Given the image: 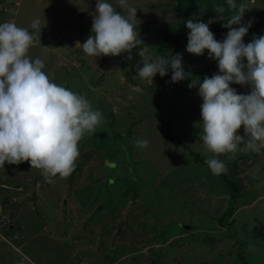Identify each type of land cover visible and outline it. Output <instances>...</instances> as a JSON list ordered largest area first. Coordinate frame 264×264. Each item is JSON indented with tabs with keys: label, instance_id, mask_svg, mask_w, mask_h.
Returning a JSON list of instances; mask_svg holds the SVG:
<instances>
[{
	"label": "rangeland",
	"instance_id": "1",
	"mask_svg": "<svg viewBox=\"0 0 264 264\" xmlns=\"http://www.w3.org/2000/svg\"><path fill=\"white\" fill-rule=\"evenodd\" d=\"M176 1L190 9L199 0H127L125 7H121L119 0H108L125 17L128 16L127 7L137 8L131 22L153 57L159 52L154 46L156 41L181 23L164 26L162 32L156 29L166 20L161 15L169 14L168 9L164 12L166 4L170 3L171 11ZM244 1L251 9L253 7L251 11L247 6L244 15L245 21L253 19L244 37L248 43L254 36L264 34V18L258 15L262 10L259 0ZM4 4H0V8L7 12L0 16V23L12 20L33 33L30 57L42 59L43 71L49 78L85 97L94 110L102 113V119L95 133H86L82 138L81 141H89V145L82 147L79 142L80 154L67 177L57 175L51 182L36 177L39 183L30 186L35 179L32 174L22 177L23 182L17 187L12 184L17 177L7 168V163L0 167V264H239L232 241L244 239L248 240L246 251L253 252L249 263L261 264L264 258V226L261 225L264 221V179L248 186L232 215L224 218V221L234 219L236 222L247 214L242 216L247 223L238 222L233 229L217 220L226 207L225 200L218 204L207 190L204 196H198L199 192L189 191L185 183L178 188L175 185L165 187L171 193L160 195L161 190L154 183L156 178L166 174L164 171L160 174L159 167L170 172L169 180L170 176H178L177 166L188 159L182 154L185 150L175 146L169 136L176 137V143H186L190 141L187 137L194 135L198 141L191 138V144L199 145L191 146L192 150L200 148L210 153L201 139L200 106L203 101L195 88L192 91L197 101L192 104L188 96L189 84L185 81L171 86L160 96V110L165 118L175 123L173 127L181 129L178 135L166 132L151 99L159 91L156 77L152 83L136 74L141 46L132 50L131 60L127 52L117 57H91L83 52L81 44L92 35L96 0H9V7ZM35 19L40 21L41 34L30 27ZM186 44L187 39L179 41V46L172 40L163 49L168 58L171 53H182L184 69L195 70L216 63L208 59L207 50L200 56L187 53ZM167 76L171 77V71ZM233 88L242 94L251 90L240 85ZM182 102L186 104L183 110L180 108ZM189 129H192L190 134ZM237 132L245 136L243 125ZM142 140L148 141L150 156L144 163L145 168L154 173L147 177L148 186L143 188L138 182L141 162L135 163L136 158L130 157L134 149L141 153L136 141ZM249 142L250 138L245 136L241 148ZM167 146L171 155L167 154ZM246 150L218 157L227 163ZM113 152L121 154L116 158ZM124 164L126 168H122ZM242 167V174L250 173V168L244 164ZM106 183H109L106 185L109 186L108 195H102ZM258 200L261 205L255 206ZM231 233L233 240L229 238Z\"/></svg>",
	"mask_w": 264,
	"mask_h": 264
},
{
	"label": "clouds",
	"instance_id": "2",
	"mask_svg": "<svg viewBox=\"0 0 264 264\" xmlns=\"http://www.w3.org/2000/svg\"><path fill=\"white\" fill-rule=\"evenodd\" d=\"M119 2L121 7L127 5V0ZM226 4L232 14L226 20L219 15L222 27L228 29L222 41L210 30L216 18L206 23L188 19L185 23L186 52L200 56L207 50L208 59L217 63L218 72L202 80L185 72L182 53H171L170 58L150 54L131 22L137 14L135 7H127L125 17L108 0H96L92 35L81 44L88 56L117 57L127 52L129 60L132 50L141 46L136 71L140 78L153 83L157 74L163 78L171 71L172 83L191 79L189 88L198 87L203 101L201 139L207 151L215 154L205 161L214 175L227 171L225 163L215 158L219 154L258 150L254 142L264 144V34L245 43L253 23L251 18L244 20L247 5L243 0H226ZM30 27L41 34L39 19ZM33 39V33L15 22L0 23V167L28 161L51 182L52 177L72 173L80 154L78 144L86 133H95L102 113L85 97L49 78L43 71L44 61L29 55ZM233 84L251 90L238 93L230 86ZM242 125L250 138L244 148L245 136L237 132ZM137 144L147 147L148 141ZM169 193L164 191L163 195Z\"/></svg>",
	"mask_w": 264,
	"mask_h": 264
},
{
	"label": "trees",
	"instance_id": "3",
	"mask_svg": "<svg viewBox=\"0 0 264 264\" xmlns=\"http://www.w3.org/2000/svg\"><path fill=\"white\" fill-rule=\"evenodd\" d=\"M249 0H247L248 3ZM257 1V0H256ZM241 0H237V3H240ZM243 2L246 4V2L243 0ZM5 3L4 7H9V0H0V4ZM259 4L262 7V10L258 11V15H260V18H264V0H259ZM164 9V12H168L169 14L171 13H175L176 17L174 16H169V14H165L163 13L161 15L162 18H166V20H163V26L161 27H156V29L161 30V32L164 29V26H171L172 24H179L177 29H175L173 32H170L169 34L165 35L163 39H161L160 41H156L157 46L159 48V52H158V56H164L165 58H168V55L165 53L164 51V47L167 46V44L172 40H174L176 46H179V41H185L187 39V33H188V29L185 26V23L188 19H193L194 22H208V20L210 18H216V22L210 25V30L214 33L215 38L218 41H222L228 31V29L222 27V23L223 21H221L219 19V15H221L222 17H224V19L226 20L231 14H232V10L229 8V6L226 4V0H199L196 2L195 6H193L190 9H186L183 5V3L181 4V2L176 1L173 3L172 6V10H169L170 7V3H167ZM249 9L252 11L251 7L246 4ZM223 7L224 8V12H219V9ZM246 7V8H248ZM13 9L11 8L10 11H12ZM257 8L255 7V12ZM4 12H7V10L5 8H0V16L4 15ZM244 18H246L244 16ZM5 19V18H4ZM6 20V19H5ZM177 21L176 23H173V21ZM245 20V19H244ZM12 21V20H11ZM264 22V20H263ZM257 23V22H256ZM161 24V23H159ZM257 26V24H256ZM235 27V26H234ZM183 36V37H182ZM172 37H174L173 39H171ZM121 56V55H120ZM186 73H191L192 78L193 79H198V77L202 80L204 76H212L214 73L218 72V67L217 64L214 63L212 66L209 67H204V68H197V69H185ZM156 79H157V83L158 86L157 88H159V91L155 92V95L153 98L154 101V106L157 108V112H156V116L157 118L160 120V118L163 119V128L166 129V132L171 131L173 132L174 135H178L179 133H181V129L177 128V127H173L175 126V123L173 121H169L168 119L165 118V115L162 113V111L160 109L161 107V98L160 96H162V94H164L166 91H168V89L172 86L175 87L176 85H178L177 83H172L171 82V77L169 76H165L163 78H161L159 76V74L156 75ZM185 82H187L188 84L191 83V79H186L184 80ZM181 81V82H184ZM235 85V84H234ZM233 85V87H234ZM195 88V91L198 92V88L197 87H193ZM193 88H189L188 89V96L191 97V101L190 103L192 104V102H196L197 99H195V94L194 91H192ZM165 104V103H164ZM177 106V105H175ZM167 107V104H165V108ZM186 107V104L184 102L181 103L180 108H184ZM178 109V106H177ZM183 110V109H182ZM142 121V118H141ZM188 134H190L192 132V129H189ZM189 136V135H188ZM175 138L174 136H169V139L171 141H173L175 144V146L179 148L184 149L185 151H182V154L187 156V158H185L181 164H179L176 168V173L178 174V176H170L169 180L168 175L170 174V172H166L165 169H163L162 167H159V172L160 174L166 173L164 176H162V178L159 179H155L154 183H156V185L158 186V189L161 190L160 192L155 190L156 192H159L160 195H163L164 191L167 192H171L170 190H167V188H169L172 185H175L177 188L183 185V183L186 184V187H189V191L192 192H199V194H197L198 196H204L203 192L204 190L209 191L210 193V198L211 197H215L216 198V202L222 203L224 202V200L226 201V207L223 208L222 212L220 213V215L218 216V221L220 222L221 225H224L226 227L229 228H235V226H237L238 222L242 223L245 222L247 223L245 220L242 219V215L241 219L238 218V221L235 222V220H225L224 218L228 215H232V211H234L238 204L239 201V197L240 195L246 190V188L250 185H252V183L264 179V146H256V149L258 150H254V149H248L246 151H244L241 155H238L236 157V159H233L227 163H225L227 171L219 174V175H214L209 166L207 165V163L205 162L206 159L208 157L211 156V153H207L205 151H203V149L200 150H192L191 146H198L191 144L193 141L191 140V138H193L196 141H198V139H196L193 135V137L189 138L187 137L190 141H186V143L184 141H177V143L175 142ZM186 138V139H187ZM180 139V138H179ZM138 141H136L137 143ZM89 145V141H81V146L82 147H86ZM129 148L132 147L131 142H129L128 145ZM166 149L168 150L167 154H170L169 151V147L167 146ZM148 146L147 147H141V153L138 152V150L134 149L133 152L130 154V157H135L136 160L134 161L135 163H139L141 162V168H139L138 172L140 173V177L141 180H138L139 184L141 183V188H143L144 186H148V181L147 177H149V175H153L154 173L152 172H148L145 168V161L146 159L149 160L148 157H150L148 155ZM202 151V152H201ZM121 153L117 152H113V156L118 158V156H120ZM215 155V154H212ZM141 156V157H140ZM190 158V159H189ZM215 158L220 159V157L216 156ZM141 159V161H140ZM168 159V158H167ZM169 160V159H168ZM240 160V161H239ZM251 160V161H250ZM222 161V160H221ZM114 161H110V163H112ZM124 162V161H123ZM122 162V163H123ZM118 163V162H117ZM247 166L248 168H250V173L248 174H242L244 173L243 171V167L242 165ZM7 168H11L12 172H14L13 176H16L17 178L13 180L12 184L17 185V187L22 184L23 180L22 177L26 178L27 175H34L35 179H32V181L30 182V186L32 185H36L37 182L39 183L37 178H45L42 175V171L40 169H36V168H31L30 163L28 161H24L18 165H9L7 164ZM105 165V164H103ZM119 166V165H117ZM144 166V167H143ZM122 168H126V165L124 164V167L122 166ZM189 170L191 171L189 173ZM38 174V175H36ZM242 174V175H241ZM37 177V178H36ZM199 177V178H198ZM19 179V180H18ZM194 180V183H191L190 181ZM168 181V182H167ZM137 183V182H135ZM109 183L104 184L105 185V190L103 189L102 191V195H108L107 189L109 188L108 185ZM138 184V183H137ZM25 187H28V183L25 185ZM167 187V188H165ZM202 187V190L201 188ZM171 188V187H170ZM163 190V192H162ZM222 190V191H221ZM145 198L148 197L147 195L144 196ZM261 201L258 200L257 202H255V206L258 205V203L261 205L260 203ZM26 203L22 204L25 205ZM232 204H234L232 206ZM232 206V207H231ZM254 206V207H255ZM219 207V206H218ZM258 214V213H257ZM255 216V215H254ZM253 216V217H254ZM263 217H264V213H263ZM264 226V221L262 222V224ZM231 229V232H233V230ZM246 229V228H245ZM233 234L231 233L229 235V238L233 240L232 238ZM263 236H264V229H263ZM251 239V238H250ZM249 239V240H250ZM9 242V241H8ZM247 242L248 240L244 239L241 241H236L235 243H233L232 241V246L235 249V260L238 261V263L240 264H250L249 263V256L253 254L252 251L249 250L246 251L247 248ZM261 264H264V258L261 260Z\"/></svg>",
	"mask_w": 264,
	"mask_h": 264
},
{
	"label": "crops",
	"instance_id": "4",
	"mask_svg": "<svg viewBox=\"0 0 264 264\" xmlns=\"http://www.w3.org/2000/svg\"><path fill=\"white\" fill-rule=\"evenodd\" d=\"M3 224H5V223H3ZM8 224H6V226H7ZM7 241H9L8 239H7Z\"/></svg>",
	"mask_w": 264,
	"mask_h": 264
}]
</instances>
